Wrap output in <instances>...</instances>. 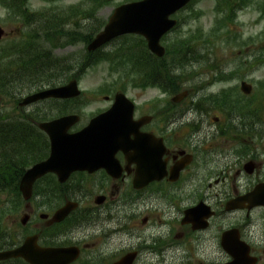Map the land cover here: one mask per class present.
I'll use <instances>...</instances> for the list:
<instances>
[{"label":"flooded vegetation","instance_id":"flooded-vegetation-1","mask_svg":"<svg viewBox=\"0 0 264 264\" xmlns=\"http://www.w3.org/2000/svg\"><path fill=\"white\" fill-rule=\"evenodd\" d=\"M193 89L195 96L188 95L178 103L167 97L150 107L136 105L134 121L149 118L141 124L139 134L152 138L128 133L122 150L111 154L116 163L72 174L62 200L41 204L42 211L31 201L21 214L29 216L37 232L30 231L27 236L37 235L44 248L71 247L67 242L72 241L78 249L74 264H226L231 258L225 248L234 246L242 262L264 264V206L226 212L227 200L212 205L208 201L212 189H226L237 196L264 181L263 123L247 122L252 136L244 137L246 140L236 134L228 137L231 131L223 114L220 121L213 116L217 112L212 114V107L200 106L203 89ZM232 118L241 126L239 114ZM257 134L263 135L260 141ZM251 138L260 144L261 160L253 154ZM162 145L163 163L158 159ZM151 161L154 173L159 171L162 178L137 188L135 180L148 170ZM225 178L229 183L225 184ZM238 179L247 181L246 188L241 181L235 186ZM145 192L155 199L148 203L150 210L141 202ZM197 194L202 195L195 200ZM199 202L213 212L204 229L193 218L195 227L185 222L186 211ZM66 204H72L74 210L62 222H52ZM205 213L202 210L200 215ZM6 220L9 223L3 228L7 235V230L15 231L16 218L9 215ZM226 233L230 235L224 242ZM15 245L6 242L0 251ZM13 263L19 261L0 262Z\"/></svg>","mask_w":264,"mask_h":264},{"label":"water","instance_id":"water-1","mask_svg":"<svg viewBox=\"0 0 264 264\" xmlns=\"http://www.w3.org/2000/svg\"><path fill=\"white\" fill-rule=\"evenodd\" d=\"M186 2L187 0H147L143 4L123 7L122 10H120L114 17L110 19V22L107 25L104 34L108 36H114L119 32L140 33L147 39L149 48L154 53L160 56L161 54H163V50L158 47V40L166 30L170 29L175 24V22H169L167 18L172 12L180 8ZM138 7H143L144 11L138 9ZM123 17L128 21V25L123 26L121 29H118L117 27L120 19H122ZM57 94L58 92L51 93V95L55 96ZM121 104V102H118L116 107H114L115 109L111 113L120 112L118 108ZM107 138H112V134H109ZM59 141L52 138V143L54 142V146L52 148V157L49 162L43 163L40 169L36 170V176L38 172L44 173L48 169H52V164L54 163V161L60 160L62 162H65L67 160H71L74 166L77 167L79 165L80 160L76 157L74 159H71L73 157V154L70 153L75 151V148H77V142H64V145L66 147L64 148ZM58 153L63 156L57 158L56 155ZM53 155H55L56 157L53 158ZM28 181L29 177L25 176L22 185H27Z\"/></svg>","mask_w":264,"mask_h":264},{"label":"rangeland","instance_id":"rangeland-1","mask_svg":"<svg viewBox=\"0 0 264 264\" xmlns=\"http://www.w3.org/2000/svg\"><path fill=\"white\" fill-rule=\"evenodd\" d=\"M78 1V0H75ZM214 2L211 0H201V2L197 5V10L201 11L202 13H204V15H202L198 21H191L188 25V29L185 28V31H189L190 29L194 30L195 27L197 26H202L206 29H208L210 23H211V19H212V12H211V8L213 6ZM32 6L34 8H39V3L36 0H33L32 2ZM3 14V11L0 9V15ZM108 15V12L103 10L100 11L98 13V16L100 18H102L103 20L106 19ZM245 20L247 22L246 26L242 29H235V31H239L240 33H246L248 34V36H250V34L252 33V35L255 37V34L258 33L260 30L258 29H262L264 27V21L262 20L261 23L259 25H252L250 20H253V15H249L246 16ZM13 27L12 26H7L5 27V31L6 32H12ZM247 35H244V37H246ZM264 42V39H262V43ZM260 42L256 41L253 45H247V46H243V47H236L235 48V52H237L239 49H241L242 51V58H246L249 57L251 55V53H254L256 51V49L259 48L260 46ZM215 53L212 54L213 58H215L216 60H220L221 58H229V52L228 53H224L223 49H216L213 50ZM82 52V46L81 45H77V46H73V47H69L66 48L64 50H61L59 52H56L57 55L61 56H65V55H69V54H73V53H79ZM236 60L239 59L238 55L234 56ZM254 57V55H253ZM256 77L260 78V77H264V67H260L257 66L256 68ZM201 79L203 78V76L200 77ZM106 79V70L104 67L98 68L96 70H91L90 72L87 73V75L83 78L82 82H81V88L82 90H94L97 86L101 85L103 83V81H105ZM198 78H196L197 80ZM157 95V91H146L145 95L143 96L142 99H140L139 102H142L144 100H148L150 98H153L154 96ZM103 104H96V106H102Z\"/></svg>","mask_w":264,"mask_h":264},{"label":"trees","instance_id":"trees-1","mask_svg":"<svg viewBox=\"0 0 264 264\" xmlns=\"http://www.w3.org/2000/svg\"><path fill=\"white\" fill-rule=\"evenodd\" d=\"M150 59V57H146L145 68L156 72V74L160 76L158 80L154 79L152 83H158L161 87H163L166 81H171L168 80V75L170 74L169 64L165 60H161L160 62H158V64L152 63ZM145 80L148 81L147 84L150 83V79L147 77V75L145 76L144 81ZM50 82L52 83V81ZM50 82L49 84L51 85ZM16 171H18V173L20 172L18 169ZM11 173H13L11 167L0 170V183L8 181L11 177Z\"/></svg>","mask_w":264,"mask_h":264}]
</instances>
